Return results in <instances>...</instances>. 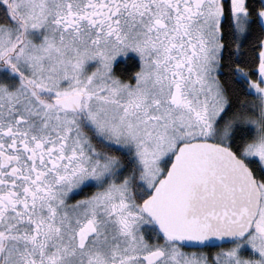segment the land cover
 Instances as JSON below:
<instances>
[{
    "label": "snow or ice",
    "instance_id": "snow-or-ice-1",
    "mask_svg": "<svg viewBox=\"0 0 264 264\" xmlns=\"http://www.w3.org/2000/svg\"><path fill=\"white\" fill-rule=\"evenodd\" d=\"M0 264H264V0H0Z\"/></svg>",
    "mask_w": 264,
    "mask_h": 264
}]
</instances>
